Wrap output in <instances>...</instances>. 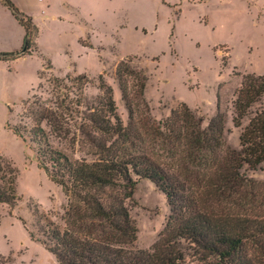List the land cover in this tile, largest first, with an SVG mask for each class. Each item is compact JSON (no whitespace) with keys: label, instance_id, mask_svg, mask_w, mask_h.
I'll use <instances>...</instances> for the list:
<instances>
[{"label":"rangeland","instance_id":"1","mask_svg":"<svg viewBox=\"0 0 264 264\" xmlns=\"http://www.w3.org/2000/svg\"><path fill=\"white\" fill-rule=\"evenodd\" d=\"M12 1L40 33L32 39L35 53L0 62V154L17 169L20 197L13 210L0 204V264H59L51 251L53 232L65 231L72 220L71 199L39 168L29 134L24 142L10 129L35 125L25 110L27 103L37 102L36 111L40 105L59 108L62 96L50 82L54 77L85 74L90 79L87 102L80 108L84 114L70 122L73 116L64 113L67 135L51 138L52 145L73 160H99L97 143L105 139L90 132L82 118L92 100L102 95L100 78L114 89L117 114L125 124L129 121L116 78L117 66L125 59L148 77L145 97L150 112L145 115V106L140 110L151 124L186 103L207 126L217 114L219 95L222 110L228 113L225 145L241 150L240 129L232 121L233 102L243 75H264V0ZM24 35L0 0V53L20 51ZM80 125L85 134L78 130ZM147 137L151 140L144 146L153 150L148 153L166 164L164 156H156L159 146H154L153 137ZM241 173L264 184V164ZM112 193L125 202L138 229L130 250L152 248L171 216L166 196L149 180L140 181L131 199ZM236 207L264 219L260 201L247 200Z\"/></svg>","mask_w":264,"mask_h":264},{"label":"trees","instance_id":"2","mask_svg":"<svg viewBox=\"0 0 264 264\" xmlns=\"http://www.w3.org/2000/svg\"><path fill=\"white\" fill-rule=\"evenodd\" d=\"M1 2L25 35L21 50L1 52L0 61L32 55V39L39 38V28L12 0ZM116 78L129 113L127 124L117 114L113 87L103 78L102 95L92 100L82 118L90 132L105 139L97 143L98 161L73 160L51 143L53 136L67 135L64 113L73 116L70 122L82 113L90 82L85 74L51 79L62 96L59 108L40 105L36 111L37 102L27 103L25 110L35 125L10 128L24 142L29 134L39 168L71 199L70 226L54 231L52 237L51 251L59 264H264V219L236 207L247 200L264 205V184L241 173L264 164V75L242 76L233 102L232 121L240 129L237 152L225 145L228 113L222 110L219 95L217 114L207 126L186 103L151 124L140 110L145 106V115L150 112L147 75L125 59L117 66ZM78 130L86 133L83 125ZM149 135L159 146L156 156H164L166 164L148 153L153 151L144 146ZM142 180L151 181L166 196L171 216L153 247L135 252L130 249L137 241L136 223L125 202L112 192L131 199ZM19 200L17 169L0 154V204L13 210Z\"/></svg>","mask_w":264,"mask_h":264},{"label":"crops","instance_id":"3","mask_svg":"<svg viewBox=\"0 0 264 264\" xmlns=\"http://www.w3.org/2000/svg\"><path fill=\"white\" fill-rule=\"evenodd\" d=\"M41 1V0H40ZM25 57V56H24ZM14 61H16V60H14ZM14 61H10V62H14ZM0 62H3V61H0ZM10 62H4V63H10Z\"/></svg>","mask_w":264,"mask_h":264}]
</instances>
